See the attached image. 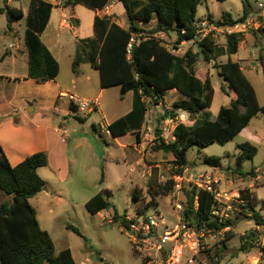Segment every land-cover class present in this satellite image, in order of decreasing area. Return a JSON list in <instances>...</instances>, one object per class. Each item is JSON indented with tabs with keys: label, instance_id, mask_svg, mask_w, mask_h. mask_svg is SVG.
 Instances as JSON below:
<instances>
[{
	"label": "trees",
	"instance_id": "1",
	"mask_svg": "<svg viewBox=\"0 0 264 264\" xmlns=\"http://www.w3.org/2000/svg\"><path fill=\"white\" fill-rule=\"evenodd\" d=\"M118 1L124 9L127 27L120 26L109 15L95 16L92 24L93 35L76 42L71 70L78 76L80 66L87 64L98 71L101 89L119 87L121 100L127 93H132L131 110L107 126V131L113 139H120L132 133L138 140L139 130L147 112V103L159 106L170 90L176 91L182 97L173 103L171 116L174 117L176 111L185 112L189 116L188 122L174 127L172 142L165 144L160 140L159 145L155 147L158 151L167 150L173 158L174 169L171 178L166 182V186L161 188L164 195H168L173 186L172 178L180 176L184 171L187 153L191 148H206L214 143L227 144L242 132L253 118L259 114L264 116V105H259L255 89L239 63L229 59L237 54L239 44L244 39L243 33L229 35L223 47L209 37L204 39L198 43L201 47L200 57H197V52L192 48L182 55L175 53L178 45L195 39L197 7L206 0ZM216 1L222 3L227 0ZM65 2L66 6L81 5L96 12L104 10L111 0ZM53 7L51 3L43 0H30L26 15L20 8L7 5L0 9V14L7 20L8 28L14 22L24 20V44L28 55L27 78L38 83L55 80L59 74L57 60L40 39ZM247 7V0H243V12L238 19L233 20L230 14L222 13L220 19L214 22L218 26L242 24L250 15ZM208 18L212 19L210 15ZM170 33L176 35V42L168 47L158 35L169 36ZM224 56L228 57V61L215 65L214 69L235 97L228 106L220 107L213 121L195 119L192 122L191 118H203L208 114L214 95L209 77L205 81L198 79L195 66L200 58L210 63ZM221 91L226 93L223 87ZM70 110L76 113L77 106L71 103ZM74 119L83 122V119L77 116ZM237 149L240 151L239 164L244 160H252L257 154L256 147L248 142L237 145ZM204 164L217 168L220 160L205 158ZM47 165V154L41 151L27 156L13 166L0 147V192L8 198L0 203V264H78L74 261L70 249H63L54 255L53 241L49 233L41 228L36 211L30 204V200L46 188V182L37 171ZM102 181L103 174L100 183ZM158 195V192L150 195L151 200L145 209L158 206L154 200ZM239 195L244 204L237 206L239 210L236 208L230 218L223 219L212 214L214 210L221 211L222 207L211 194L197 190L195 186L181 189L183 216L190 224L222 231L235 227L239 213L253 220L258 227L264 228V217L259 212L264 208V200L258 199L248 190L239 191ZM106 196H110L108 190L90 198L85 203L86 211L94 216L109 210L112 205ZM132 199L139 201L140 193L137 190L133 191ZM144 213L145 211L139 208L135 211L136 217L143 216ZM113 219L124 226L130 222L126 215L118 216L116 211ZM68 229L80 235L77 229ZM257 240V230L249 232L241 238V250H252Z\"/></svg>",
	"mask_w": 264,
	"mask_h": 264
},
{
	"label": "rangeland",
	"instance_id": "2",
	"mask_svg": "<svg viewBox=\"0 0 264 264\" xmlns=\"http://www.w3.org/2000/svg\"><path fill=\"white\" fill-rule=\"evenodd\" d=\"M241 1L243 0H229L222 5L216 0H207L198 5L196 19H209L207 18L209 13L217 18L222 11L237 18L242 15ZM12 2L13 7L26 5V0H12ZM247 2V9L255 25L260 15L263 16L264 21V0H247ZM4 4L5 0H0V8H3ZM259 5L262 7L260 8ZM67 14L69 18H75L73 14L77 15L75 19L79 22V26L72 29L68 23L64 30L59 32L60 71L57 81L54 80L48 86H55L57 82L63 85L73 78L71 64L76 42L93 35V11L81 5H73L72 8L67 9ZM98 15H109L120 26L127 27L124 9L118 0H111L108 10H102ZM4 21V16H0L1 29ZM260 29L263 31H259L258 26L254 28L253 25H248L245 29L240 27V30L252 34L250 40L253 43L257 62L254 70L251 73L246 72L245 75L255 89L259 105H264V27L261 26ZM24 30V21H16L10 33H15V38H11L9 33L7 36V29L3 30L6 34L1 32L0 37L6 40V45L13 44L15 49H19L20 45L25 46ZM164 41L168 47H171L176 42V35L171 33L167 37L164 36ZM225 41L226 39L223 40L219 36L215 42L223 47ZM177 47L178 50L175 53L179 55L189 48L197 52L195 45L188 42L184 46ZM1 48L0 39V50ZM243 52L241 51L238 57L246 59L247 55ZM235 59V56L230 57L231 61ZM227 60V57H222L207 65L205 61L199 59L200 63H198L201 66L198 65V71L201 68L200 74L204 77L206 68L209 69L214 91L210 111L205 117H199V120L213 121L220 107L228 106L230 103L231 91L214 69L215 65L225 63ZM18 67L19 71L23 72L22 66L18 65ZM80 71L83 73L81 80L84 82L85 93L75 97L81 100L73 103L63 95L56 109L39 107H35L34 111H30L32 107L26 109L28 118L33 120L37 117L39 121L44 122L47 140L43 143L50 147L46 152L48 165L38 171L39 176L47 183L46 188L30 200V204L37 213L41 228L49 233L53 241L54 255L63 249H70L76 262L88 258L89 264H143L141 255L134 251L130 239L120 231V224L115 222L113 214L116 211L118 216L126 215V218H136L135 211L139 208L145 211L144 214L147 217H151L157 211L162 214L167 227L171 229L175 223L172 211L174 199L172 193L164 195L161 188L166 186V182L171 178L174 169L173 158L167 150H156L158 141L146 142L143 144V150L135 148L136 144L141 142V130H139L138 140L134 135H127L124 140L120 139V141L131 143V146H122V142L118 145V140L113 139L108 132L106 133L108 122L124 116L132 108V93H128L121 100L119 87L104 90L99 100L101 107L97 110L88 112L78 109L76 113L71 112V103L79 104L83 100L82 97H86L89 101L93 100L100 89L98 71L87 64L82 65ZM87 75L89 79L85 80ZM221 87L226 89L227 93H223ZM28 93L31 92L28 91ZM178 98L177 92L170 90L164 96L163 105L155 107L147 103V112L142 126H145L148 120H152L157 127L158 114L166 112L167 109L173 110V102ZM176 112L179 113V111ZM75 116L83 119V122L80 123L74 119ZM59 124L61 126H57ZM54 127H62L65 142H61L60 136L53 130ZM245 142L256 147L257 154L252 160H244L239 164L240 151L237 145ZM52 147L60 148V157L55 156V160L51 154ZM121 152H124V158L120 156ZM205 158L219 159V167L207 166L204 164ZM101 174H103V181L100 183ZM201 175H209L217 180L218 187L222 191L238 193L241 190H248L258 199L264 200V116L259 114L253 118L242 132L225 145L214 143L206 148H191L187 153V165L180 175L181 189L193 187L191 180ZM105 190L109 191L110 196H106V199L112 207L97 215H90L85 209V203ZM134 190L140 193V199L137 202L132 199ZM154 192L159 193L154 198L158 206L145 209L146 204L151 200L150 195ZM7 199L0 192V203ZM175 199L177 202L182 201L181 191L176 194ZM243 204H233L234 210L237 208L238 211L237 206ZM259 212L264 217V208ZM238 214L235 227L223 230L217 239L210 240L209 247L201 254V260L210 264H264V228L258 227L253 220ZM68 227L77 229L80 235L75 234ZM254 230L258 232L255 248L243 252L241 238ZM162 231L161 229L160 232Z\"/></svg>",
	"mask_w": 264,
	"mask_h": 264
},
{
	"label": "crops",
	"instance_id": "3",
	"mask_svg": "<svg viewBox=\"0 0 264 264\" xmlns=\"http://www.w3.org/2000/svg\"><path fill=\"white\" fill-rule=\"evenodd\" d=\"M29 1L30 0H26V5H24L22 7L20 5L18 7H16V6H14V7L20 8L23 11L24 15H26L27 10H28V6H29ZM43 1L51 3L54 7L51 10L48 24H47L45 30L42 32L40 39H41L42 43L50 51V53L53 55V57L57 60V62H59L58 58L61 55V49H60V44H59V32H62L64 30L66 24H68V20L71 17L70 18L68 17L67 9L72 8L73 5L70 4V5L66 6L64 4L65 0H43ZM227 1H229V0H227ZM227 1L222 2L221 4L224 5ZM12 3H13L12 0H5L4 6L7 5L9 7H13ZM241 4H242V1H241ZM99 12L100 11H96V12L93 11V13H94L93 19L95 16H99L98 15ZM242 12H243V8H242ZM222 13H227V12L222 11ZM222 13H221V15H222ZM209 15L212 18V20H214V21L220 19V17H221V15H220L219 17L215 18L210 13H209ZM0 16H4V15L0 14ZM73 16L75 18H77V15L73 14ZM240 16H238L237 18H233L232 16L231 17L233 20H236ZM207 18H208V16H207ZM4 19H5V21L2 24L3 25L2 29L8 30L7 36L9 33V36L11 38H15V36H16L15 33L10 34L12 27H13V24L10 26V28H8L7 20H6L5 16H4ZM198 20L199 19H197V21ZM21 21H24V20H21ZM245 21L250 22L249 26L253 25L254 28L256 26H258L259 31H261L260 30L261 26L264 27V21H263L262 15H260V17L257 19L256 25H255V21L251 18V14L248 16V18ZM92 24H93V21H92ZM78 26H79V22H78ZM124 28H126V27H124ZM2 29L0 28V34H1V32H4L3 34H6V32L3 31ZM242 31H243L242 33H243L244 39L239 44L237 54L233 55L236 57V59L233 62L239 63L241 70L243 71V73L245 75L246 72L251 73V71L254 70V67L256 66L257 61L255 59L254 49L252 47L253 43L250 40V36L252 34L247 33L245 30H242ZM24 32H25V30H24ZM159 35L158 36L164 40V36H166V35L165 34H159ZM0 39H1V44H2V48L0 50V147L3 150V152L6 154V156L8 157L11 165L14 166V165L18 164L19 162H21L22 160H24L27 156H29L31 154H34L36 152H41V151L46 153L50 149L49 146L45 145V143H46L45 141L47 140V138H46V129L44 126V122L39 121V119L37 117H36V119H33V120L28 118V116H26V109L28 107H30V108L32 107V109H30V111H34L35 107L44 108V109L46 108L49 110L50 109H56L58 106V102L62 99L63 95H64V97H67V98H68V95H72L75 97V96H78V94L83 95L85 93V90L83 88L84 82L81 80V77H83L82 76L83 73L80 71V68H79L80 75L75 76L72 73L73 78H71L70 80L65 82L63 85H60L61 83L57 82V84L55 86H48L49 83H53L54 80L48 81L45 83H38L35 80L27 78V75H28V67H27L28 55H27L26 47L20 45L19 49H15L16 47L13 44L6 45V40H3L1 37H0ZM23 40H24V37H23ZM180 45L184 46V45H186V42H184ZM10 46H13V47L9 48ZM13 49H15L14 50L15 52L14 51L11 52ZM241 51L242 52L244 51L243 53H245L247 55L246 59H242L241 57H238L239 53ZM6 53H8V55H6ZM224 57H226V56H224ZM219 58H222V57H219ZM198 62L195 66L196 77L198 79H200L201 81H205L207 77H209V79H210V76H209L210 72H209L208 68H206V70H205L204 77H201L200 73H202V70L200 68V71H198V65L200 63V62L199 63ZM212 62L207 63V65L212 64ZM18 65L22 66L23 72L19 71ZM200 66H201V64L199 65V67ZM248 66H250L251 68H247ZM59 71H60V66H59ZM57 78H58V76L55 79L56 81H57ZM88 79H89V76L87 75L85 77V80H88ZM37 85H44V86L39 87ZM104 90L105 89L100 88L98 90L97 97L94 99L100 100V98H102V96L105 92ZM28 91L31 93H28ZM171 91H174V90H171ZM177 95L179 96V98L177 100L182 98L178 93H177ZM229 96L231 99H233L235 97L232 92L229 94ZM75 98L77 99V101L81 100L77 97H75ZM82 99L83 100H89L86 97H82ZM78 109L79 108L77 107V110ZM191 119H192V122H194L195 119H199V118L196 117V118H191ZM113 121L108 122L107 126ZM57 126H61V124H59ZM53 130L58 135L61 131L64 132L62 130V127H58V128L54 127ZM140 130L143 131L144 126H141ZM127 135L132 136L133 134L128 133ZM124 138L125 137L120 138V139L124 140ZM120 139H115V140H118V145H121V142H122V146H131V143H128L127 141H120ZM60 140L62 143L65 142L64 141L65 138L62 140L61 136H60ZM43 142H45V143H43ZM51 152H52L51 154H52L53 160L56 159L57 155H58V157H60V154H59L60 148L59 147H52ZM120 156H122L124 158L125 157L124 152H121ZM39 170L40 169H38V171ZM38 171H37V173H38ZM36 216H37V213H36ZM72 257H73V255H72ZM73 259H74V257H73ZM76 263H79V262H76Z\"/></svg>",
	"mask_w": 264,
	"mask_h": 264
},
{
	"label": "built area",
	"instance_id": "4",
	"mask_svg": "<svg viewBox=\"0 0 264 264\" xmlns=\"http://www.w3.org/2000/svg\"><path fill=\"white\" fill-rule=\"evenodd\" d=\"M108 6L104 10H108ZM261 8L262 5H259ZM250 22H244L235 26H218L210 19L198 20L194 23L196 29V37L189 44L196 47L198 43L206 38H211L217 41L218 37L225 40L229 35L235 33H242L240 27L244 29ZM262 29V28H261ZM260 29V30H261ZM9 48H12L10 46ZM130 49V46L128 47ZM68 99L73 103L78 102L77 99L68 95ZM160 105H163L160 104ZM81 111L93 112L99 108V99L82 100L76 105ZM173 110L167 109L166 112L158 114L159 124L154 126L152 120L145 123L144 130L141 132V142L137 143L135 148L143 150V144L146 142L163 141L165 144L174 140L173 130L177 124H186L188 122V114L179 111L172 117ZM106 129V133H107ZM109 133V132H108ZM59 135L64 137V132ZM173 186L170 193L174 199L173 214L175 223L171 229L167 227L166 221L162 214L156 213L147 217L145 214L136 218H126L129 222L127 226L120 225V231L125 233L130 239L134 251L141 255L143 264H210L207 261L201 260L202 252L209 247L210 240H215L222 231L209 230L204 226L197 224H190L183 216L184 207L182 202H177L175 199L176 194L181 191V177L174 176ZM197 190H203L211 194L219 206L220 210H214V216H220L223 219H228L234 211L233 204H243L239 192H226L220 190L218 181L211 178L209 175H201L198 178L191 180ZM163 230L162 233L160 230ZM88 258L83 259L78 264H89Z\"/></svg>",
	"mask_w": 264,
	"mask_h": 264
},
{
	"label": "water",
	"instance_id": "5",
	"mask_svg": "<svg viewBox=\"0 0 264 264\" xmlns=\"http://www.w3.org/2000/svg\"><path fill=\"white\" fill-rule=\"evenodd\" d=\"M68 23L72 29H75L78 26V21L75 18H70L68 20ZM196 49H197L196 55H197V57H199V54L201 53V47L198 46Z\"/></svg>",
	"mask_w": 264,
	"mask_h": 264
}]
</instances>
